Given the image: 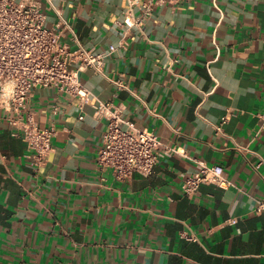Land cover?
I'll return each mask as SVG.
<instances>
[{"label":"crops","instance_id":"obj_1","mask_svg":"<svg viewBox=\"0 0 264 264\" xmlns=\"http://www.w3.org/2000/svg\"><path fill=\"white\" fill-rule=\"evenodd\" d=\"M39 1L52 28L57 16ZM49 2L83 48L116 47L103 76L87 69L79 81L154 133L159 154L149 176L116 180L97 164L106 120L93 103L40 87L19 122L56 134L34 168L8 124L17 116L0 109V264H264V0L162 4L128 30L127 0ZM72 33L61 42L74 51ZM199 162L221 167L231 186L184 196Z\"/></svg>","mask_w":264,"mask_h":264},{"label":"built area","instance_id":"obj_2","mask_svg":"<svg viewBox=\"0 0 264 264\" xmlns=\"http://www.w3.org/2000/svg\"><path fill=\"white\" fill-rule=\"evenodd\" d=\"M45 1L57 16V22L52 28L44 26L45 15L39 0H0V109L17 116L15 120L10 119L8 124L22 132V141L29 153L31 165L39 168L44 164L56 130L53 127L40 129L31 120L20 123V115L34 89L55 88L69 97L77 98L80 106L92 102L94 116L106 120L102 145L97 152L100 168L110 170L112 176L120 182L129 180L135 173L149 176L159 154L160 143L155 134L140 130L132 122L124 120L111 103L94 98L79 81V73L87 69L103 76L104 64L116 51V47L109 46L105 52L98 54L83 48L59 11L51 6L49 0ZM190 1L127 0L128 12L124 16V25L127 30L140 27L145 20L150 19L154 7ZM135 9L139 17H134ZM63 29L72 33L76 45L74 51L61 42ZM124 45L121 40L118 47ZM112 83L123 88L120 81ZM228 114L227 111L220 118L215 126L216 133L222 134ZM258 117L260 127L264 129V113ZM166 152L185 156L178 148H166ZM198 165V170L181 184L184 196L193 195L202 185L208 184L219 189L231 186L223 176L221 167L207 166L203 162ZM263 210L264 202H257L256 213Z\"/></svg>","mask_w":264,"mask_h":264}]
</instances>
